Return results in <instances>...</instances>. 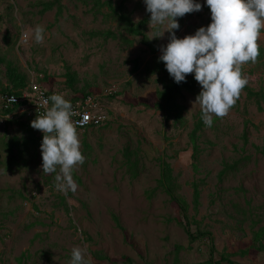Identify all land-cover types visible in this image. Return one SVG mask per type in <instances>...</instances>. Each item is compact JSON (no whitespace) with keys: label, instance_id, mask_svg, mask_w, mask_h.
<instances>
[{"label":"rangeland","instance_id":"374dc122","mask_svg":"<svg viewBox=\"0 0 264 264\" xmlns=\"http://www.w3.org/2000/svg\"><path fill=\"white\" fill-rule=\"evenodd\" d=\"M48 1L0 0V58L27 78L45 76L48 90L67 100L83 92L105 94L111 85L117 92L105 98L110 122L78 133L85 161L72 174L75 192L61 193L55 188L57 173H42L40 147L35 150L30 144L21 156L8 151L6 144L24 136L27 128L43 137L30 126L31 120L14 115L5 126L0 122V264H70L71 250L77 246L85 249L90 264H129L127 259L132 264H173L176 245L183 247L182 264L206 262L209 242L190 243L182 224L192 232L212 233L217 261L229 254L237 264H264V250L252 248V232L264 226V157L255 148L264 147V102L259 106L241 92L238 105L223 117L214 116L211 127L204 125L195 170L190 133L202 120L195 103L199 94L183 91L178 99L184 124L176 122V110L169 118L154 107L158 91L173 79L158 59L169 33L158 38L157 32L166 29L149 23L143 0H127L125 12L134 23L147 21L145 40L129 34L111 13L104 17L108 7L95 14L79 0H61V15L57 9L41 14V2ZM110 1L115 7L121 2ZM196 2L202 5L200 11L176 18L177 38L211 23L209 7L204 0ZM36 25L44 27V40L35 43L29 35L28 42L21 43ZM107 31L115 36H90ZM257 43L255 63L243 64L241 73L248 87L264 92V29ZM67 69L76 73L74 89L67 85ZM8 85L1 64L0 89ZM245 120L252 124L246 146L241 138ZM126 148L140 156L137 178L128 170ZM161 159L170 164L178 193L189 204L188 220L159 186ZM225 163H237V169L220 180ZM194 182L201 190L197 209Z\"/></svg>","mask_w":264,"mask_h":264},{"label":"clouds","instance_id":"9594fccd","mask_svg":"<svg viewBox=\"0 0 264 264\" xmlns=\"http://www.w3.org/2000/svg\"><path fill=\"white\" fill-rule=\"evenodd\" d=\"M150 13L151 25L163 26L157 32L162 37L167 31L169 42L161 47L159 61L174 82H185L187 74H193L201 86L196 97L203 123L211 127L213 117L225 116L236 103L248 80L241 73V66L255 63L259 55L258 38L264 29V0H204L211 13V23L200 27L194 35L177 38L173 30L179 28L178 17L198 12L202 5L196 0H143ZM45 29L36 25L25 32L21 43H27L29 35L35 43L44 40ZM14 98L12 102L14 103ZM46 107L43 115L31 121L33 129L43 133L40 151L42 173H57L55 188L61 193L75 192L73 179L75 166L82 165L85 157L75 122L72 120L71 102L62 94H52L41 100ZM57 168L59 171L57 172ZM70 264H90L85 249L73 247Z\"/></svg>","mask_w":264,"mask_h":264},{"label":"trees","instance_id":"16d2710c","mask_svg":"<svg viewBox=\"0 0 264 264\" xmlns=\"http://www.w3.org/2000/svg\"><path fill=\"white\" fill-rule=\"evenodd\" d=\"M82 4L85 6L90 7V11L94 12L95 14H102L105 7H108L109 12L104 15L110 16V13L114 16L115 19L119 21V23L122 25V27L131 35L136 37H142L143 40L146 39L145 33H144V27L147 24L146 20H143L139 23H134L129 15L125 12V4L127 0H121L119 5L115 7L113 5V2L110 0L102 1V0H79ZM42 11L41 14H45L49 11H52L54 9H57V15H61L63 10V5L61 0H52L48 2H41ZM2 19V15H0V20ZM208 26V25H207ZM92 37H103L104 39H110V36L114 37L115 35L113 33L110 34V31L107 32H93L90 34ZM156 51L153 50V53ZM4 64L6 66V76L9 81L8 87H4L3 89H0L1 94H16L20 95V91L29 83V77L27 78L26 75L22 74L17 67H15L11 62L6 61L4 58H0V65ZM46 78V77H45ZM67 78V85L69 88L74 89L75 83H76V73L71 72L69 69H67L66 73ZM199 86L197 85V81L195 79H186L185 82H181L179 84L175 83L172 79L171 82L166 84L164 86V89L161 91H158V102L154 104V107L156 109H159L163 111L166 116L170 118V114L174 112L175 110V120L179 124H184V120L182 118L181 110L182 107L178 104V99L182 95L183 91H187L191 94H199ZM78 92L77 90H75ZM241 92H245L246 96L249 100L255 101L259 106L262 102H264V92H256L247 85L241 90ZM83 95L78 96L76 95L71 103L77 102L81 99L86 98L89 95L96 94V91H90V92H83ZM241 97V93L240 96ZM235 105H238V103H235ZM16 107H14L11 110L4 111V114H11ZM244 114H247V111L244 110ZM19 120V119H18ZM23 121H27L28 119ZM11 121V120H10ZM9 122V121H8ZM203 120H199L197 124L195 125L193 131L190 133V143L192 145L193 154H192V161L194 169L197 170L198 168V162L200 159L201 149L198 145V139L200 138V132L202 131L204 127ZM251 122L249 120L244 121V130L242 134V140L244 143V146L249 144V136H250V126ZM42 142V137L37 136L34 131H32L30 128H27V133L18 138L13 137L11 141L6 144L8 151L14 156L15 151H17L18 155H23L26 150L30 147V144L34 145V149L40 147V144ZM256 150L264 157V147H255ZM125 159L127 163L128 170L133 178H137L139 175L140 170V156L136 153V151L131 150L130 148L125 149ZM16 155V154H15ZM12 159V158H11ZM161 176L158 181L160 188L164 191L165 194L168 195L170 198V201L175 203L178 207V211L180 215L185 219H189V204L187 201L178 193V185L176 184L175 178L173 176V171L170 166V164L164 162L161 159ZM11 164V163H10ZM10 164L8 165L10 167ZM7 167V168H9ZM237 169V163L235 164H224L223 170L219 174L220 180H222L225 176L232 173ZM193 188V204L194 208L197 209L200 204V197H201V190H200V184L197 182L192 183ZM114 222L116 223V226L121 228L119 224V219L117 216H112ZM182 226L185 228L186 234L188 236L190 243H195L197 241L207 240L209 242V259L206 262L202 263H192V264H237L233 261H231L232 255L229 254H223L221 260L215 259L216 249L214 245V238L211 232L209 231H202L197 230L196 232H192L189 227L182 224ZM252 248L256 249L257 251H263L264 250V226L258 229L257 231L252 232ZM183 250L182 246L176 245L175 251H174V263L173 264H182L180 261L179 255L181 251ZM249 250L244 251V254H247ZM96 257L101 259H106L109 261V258L106 256H101L100 254L96 255ZM128 263L132 264L131 260L127 259Z\"/></svg>","mask_w":264,"mask_h":264},{"label":"built area","instance_id":"2783aa9c","mask_svg":"<svg viewBox=\"0 0 264 264\" xmlns=\"http://www.w3.org/2000/svg\"><path fill=\"white\" fill-rule=\"evenodd\" d=\"M23 37V36H22ZM37 74V73H36ZM45 76L37 74L29 76V83L26 88L20 91V95L0 93V122L5 126L11 117L13 119L23 118L33 121L37 115H43L46 107L41 100L50 97L52 94H60L58 91H49L45 85ZM117 92L115 85H111L105 94H92L77 102L71 103L73 109L72 120L75 122L77 133L85 132L92 128H101L110 122L109 109L105 106L107 97ZM14 98V103L12 98ZM66 99V98H65ZM70 102L72 100H69ZM18 107L11 114H4V111ZM39 132L43 134L40 130Z\"/></svg>","mask_w":264,"mask_h":264}]
</instances>
